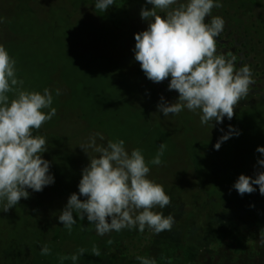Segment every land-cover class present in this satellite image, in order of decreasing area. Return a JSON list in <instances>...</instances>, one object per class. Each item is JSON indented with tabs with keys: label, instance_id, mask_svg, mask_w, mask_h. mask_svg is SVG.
<instances>
[{
	"label": "rangeland",
	"instance_id": "374dc122",
	"mask_svg": "<svg viewBox=\"0 0 264 264\" xmlns=\"http://www.w3.org/2000/svg\"><path fill=\"white\" fill-rule=\"evenodd\" d=\"M117 1L101 13L94 8L95 0H0V44L15 59L18 79L28 90H51L56 108V115L33 132L46 138L48 149L42 155L50 161L55 181L39 192L29 189V198H22L6 213L0 211V264H48V259H58L59 242L66 248L63 256L72 261L71 255L79 249L85 250L80 258L104 240L86 218L77 219L70 232L58 220L69 195L78 192L81 170L89 163L78 145L96 131L104 133L105 142L123 139L129 151L140 148L146 161L164 143L162 163L150 164L148 175L166 194L179 192L185 197L179 208L187 207L185 200L193 197L198 183L203 186L200 199L211 192L215 197L206 205L193 202L199 216L188 221L184 237L174 227L160 234L146 231L159 249L157 264H264L260 243L264 220L255 224L245 220L231 203L207 215L218 201L241 200L232 187L240 174L255 176L264 170L257 163L261 154L256 151L264 145V43L247 40L239 53L245 57L243 62L235 61L237 68L244 64L251 68L254 83L234 107L231 120L213 121V127L211 122L202 125L199 115L187 109L165 117L157 104L161 95L168 102L175 101L163 94L169 81L154 83L140 76L133 52L134 34L147 27L140 10L151 5L146 0H130L126 6ZM221 2L246 25L252 20L250 8L264 17V0ZM259 34L264 37V25ZM235 38L230 30V56L241 46ZM151 85L155 87L150 89ZM57 88L61 90L58 96ZM167 92L178 96L176 91ZM229 125L240 134L216 150L213 145L223 134L220 129L227 132ZM261 200L264 196L254 199L252 207ZM155 210L165 216L182 214L171 206ZM44 244L51 249L47 256L40 254Z\"/></svg>",
	"mask_w": 264,
	"mask_h": 264
},
{
	"label": "clouds",
	"instance_id": "9594fccd",
	"mask_svg": "<svg viewBox=\"0 0 264 264\" xmlns=\"http://www.w3.org/2000/svg\"><path fill=\"white\" fill-rule=\"evenodd\" d=\"M115 0H95L94 8L101 13ZM151 7H142L140 17L147 27L134 34V59L139 62L146 78L154 83L169 79L167 88L178 93L174 102L161 95L158 112L167 117L184 109L199 115L202 125L213 121L231 120L234 107L245 98L254 83L252 70L244 64L237 68L234 55L217 54L216 40L225 26L221 16H213L214 8L222 7L221 0H146ZM210 17V22H205ZM3 19L0 18V23ZM16 61L0 44V211L8 212L22 198L42 191L55 181L50 172V161L42 153L48 149L46 138L34 135L56 115L53 93L28 90L16 75ZM12 94L11 97L9 94ZM55 94H61L59 88ZM213 145L221 144L239 130L229 125ZM89 157L81 170L78 192H73L59 211L58 220L70 232L77 219L95 226L98 235L111 231L151 229L155 234L171 231L175 218L165 216L156 208L170 206L171 199L162 185L149 178V165L162 163L166 145L159 144L156 155L146 161L140 148L130 151L123 139H107L96 131L78 145ZM260 153L257 163L264 169V145L257 146ZM258 191L264 196V170L255 176L240 174L233 188L243 196ZM84 197L81 199L80 197ZM75 214V215H74ZM264 245V229L260 232ZM81 248L71 255L73 264L84 253ZM93 254L100 255L93 248ZM47 244L40 254L47 256ZM68 259L61 256L60 264ZM140 264H157L156 259L136 256Z\"/></svg>",
	"mask_w": 264,
	"mask_h": 264
},
{
	"label": "trees",
	"instance_id": "16d2710c",
	"mask_svg": "<svg viewBox=\"0 0 264 264\" xmlns=\"http://www.w3.org/2000/svg\"><path fill=\"white\" fill-rule=\"evenodd\" d=\"M130 0H118L117 4L119 3H128ZM118 10V8L116 9ZM249 15L252 16V20L248 21V25L245 24V21H242L237 16L238 13L236 11H231L228 7H220V8H214L212 10L213 16H221L225 20V26L222 31V33L215 38L216 40V50L217 54H223L225 56H230V30L231 33L235 34L236 38L235 41H238L241 46H237L236 53H234V56L236 57V62L239 60L243 62V59L239 53H241V49L246 47V41L249 40V42L253 41L255 44L264 43V37L259 34L260 28L264 25V17L262 13H256L253 8H250ZM118 13L120 14L121 11ZM210 19V17H206V19ZM254 18V19H253ZM206 23L209 22L208 20L205 21ZM227 26H230V30H227ZM226 34V35H225ZM250 37V39H248ZM239 47V48H238ZM218 49H220L218 51ZM255 50V46L252 45L251 50ZM226 51V52H224ZM137 72L140 76L145 74L140 68V64H137ZM146 81V80H145ZM148 81H150L148 79ZM147 81V83H149ZM166 81H169V79H165L164 83ZM150 84V83H149ZM155 86L151 85V88H154ZM166 87H159L158 89L164 90ZM156 91V90H155ZM158 91V90H157ZM168 89H166V93H163L165 95H170L172 97L177 98L176 94H170L167 92ZM175 91V90H172ZM165 92V91H164ZM238 107V106H235ZM193 173L191 172V176ZM195 176V175H194ZM190 179V178H189ZM257 188V191L252 192L250 194H244L241 196V200L239 202H235L234 200L230 199H224L222 202L218 201L215 208L213 210H208L209 212L207 215L209 217L212 216V213L214 210H216L218 207H222L225 203H232L235 208L238 210L239 213L245 212L249 215V217H253V211L249 205L251 198L257 197L259 195L258 186H255ZM193 197L187 198L186 201V208H179L177 204H180V202L183 203L184 196L178 192V194L169 195L171 199L170 205L172 208L179 209L182 211V214H176L174 216L175 222H174V232L178 234L180 237H184L185 233L189 229L188 221L190 220H196L199 216V213L193 209V202L196 201L197 205L204 203L205 205L209 202H213L214 198L212 192L207 195L206 199H200L203 193V186L198 183L196 187L192 190ZM201 192V193H200ZM203 200V201H202ZM185 203V202H184ZM208 207V206H206ZM257 210L264 211L263 208H258ZM176 213V212H173ZM206 218V217H205ZM247 218V217H246ZM208 223V222H207ZM206 223V224H207ZM149 228H145L143 232L138 231L137 229H123L119 232L111 231L104 235V240L98 241L94 244L93 248L99 249L100 255L96 256L92 252H88L82 257H80L77 261V264H140L138 260H136V256H144L148 258H154L158 259L159 255V249L158 247L154 246L150 242V238L148 235H146V231H148ZM198 233L197 235H200ZM143 244V245H142ZM142 245V246H141ZM240 245H238L239 247ZM237 247V246H236ZM56 254L58 256V259L54 258L48 259V264H60V257L63 256V253H65V247L63 243L59 242L56 246ZM60 253V254H59ZM63 264H73L70 260H64Z\"/></svg>",
	"mask_w": 264,
	"mask_h": 264
},
{
	"label": "flooded vegetation",
	"instance_id": "af4514ba",
	"mask_svg": "<svg viewBox=\"0 0 264 264\" xmlns=\"http://www.w3.org/2000/svg\"><path fill=\"white\" fill-rule=\"evenodd\" d=\"M203 184V183H202ZM205 184V183H204ZM261 195L259 194V195H257V197H254V198H251V200H250V203H249V205H250V207H251V209H252V211H253V217H249V215H247L246 214V217H245V220H248V221H251L252 223H256L257 221H258V219H262V220H264V211H261V210H257L258 208H263L264 209V205H262V203H264V200L262 201L261 200V202L260 203H258L257 205H254L253 207H252V201L254 200V199H256V198H259ZM232 204V203H231ZM242 215H245V212H242L241 213ZM260 217V218H259Z\"/></svg>",
	"mask_w": 264,
	"mask_h": 264
}]
</instances>
